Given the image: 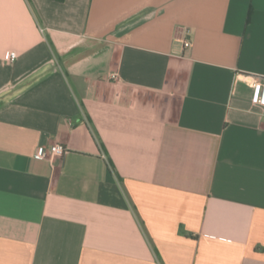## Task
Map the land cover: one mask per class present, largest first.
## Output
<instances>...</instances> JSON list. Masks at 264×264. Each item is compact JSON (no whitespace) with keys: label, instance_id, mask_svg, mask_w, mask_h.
<instances>
[{"label":"crops","instance_id":"0c3cea01","mask_svg":"<svg viewBox=\"0 0 264 264\" xmlns=\"http://www.w3.org/2000/svg\"><path fill=\"white\" fill-rule=\"evenodd\" d=\"M255 77L264 0H0V264H264Z\"/></svg>","mask_w":264,"mask_h":264},{"label":"built area","instance_id":"2783aa9c","mask_svg":"<svg viewBox=\"0 0 264 264\" xmlns=\"http://www.w3.org/2000/svg\"><path fill=\"white\" fill-rule=\"evenodd\" d=\"M183 48H190L191 41L189 38L185 37L182 41ZM17 58V54L14 51H8L3 57V60L7 63H13ZM252 89L251 94V104L254 107H257L261 110L262 115L264 116V78L255 77L250 82ZM66 150L61 144H54L51 146L49 151L44 150L42 147L37 148L35 157L38 159H49L54 160L61 158L65 154Z\"/></svg>","mask_w":264,"mask_h":264}]
</instances>
